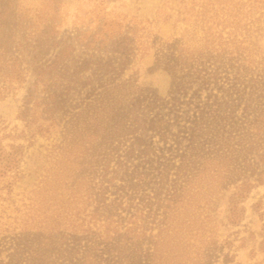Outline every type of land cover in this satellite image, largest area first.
I'll use <instances>...</instances> for the list:
<instances>
[{
    "label": "rangeland",
    "instance_id": "1",
    "mask_svg": "<svg viewBox=\"0 0 264 264\" xmlns=\"http://www.w3.org/2000/svg\"><path fill=\"white\" fill-rule=\"evenodd\" d=\"M190 1L8 0L0 4V146L7 150L10 144L22 145L18 168L0 174V264H23L20 248L32 246L33 238V246L39 244L41 264H77L82 255L73 251L75 244L84 250L94 240L99 242L94 253L100 260L87 257L84 264H108L110 257L103 246L107 226L110 234L116 233L114 225L104 221V205L114 196L105 192L103 203L100 197L109 181L120 183L123 171L117 166V156L94 165L106 151L108 117L104 116L100 126L93 125L96 131L92 133L65 135L67 117L49 132L34 131L33 125L17 115L35 78L31 62L52 58L63 42L72 46L69 54L75 59L119 60L115 44L120 34L129 31L127 27H133L134 52L115 82L125 81L130 93L150 91L165 96L170 77L164 69L153 67L155 58L171 39L184 37L198 45L203 37L202 23L194 17L182 20L179 13L187 7L199 9ZM206 7L207 14L216 17L212 31L244 46L251 20L264 18V0H221ZM261 31V37L253 38H258L252 56L257 62L264 56V29ZM40 35L55 41L44 54L34 49ZM88 41L90 45H86ZM128 101L121 98L120 106ZM123 147L119 145L115 155ZM249 167L206 166L192 185L191 197L179 201L171 216L162 222L158 221L160 213L141 220L137 217L145 234L133 238L138 245L133 246L132 255L137 259L131 264H146L148 251L151 264L260 262L264 258L259 249L264 180L258 183V174H249ZM244 179L253 187L239 203L244 212L233 224L228 219L230 198L234 185ZM13 255L21 256L14 260Z\"/></svg>",
    "mask_w": 264,
    "mask_h": 264
},
{
    "label": "trees",
    "instance_id": "2",
    "mask_svg": "<svg viewBox=\"0 0 264 264\" xmlns=\"http://www.w3.org/2000/svg\"><path fill=\"white\" fill-rule=\"evenodd\" d=\"M216 1L221 0L200 4L192 0L191 5L199 9L187 7L179 12L182 20L194 17L202 23L203 37L198 45L184 37L171 39L155 58L153 67L164 69L170 77L165 96L150 91L130 93L125 81L115 82L134 52L133 27H127L129 31L120 34L115 44L119 60L91 56L75 59L69 54L72 46L63 42L52 58L31 62L35 78L17 115L33 125L34 131L49 132L67 117L65 135L92 133L96 131L92 126H100L104 116L108 117L106 151L94 165L117 156V166L123 171L120 183L109 181L100 197L103 203L107 200L105 192L114 196L104 205V221L116 229L112 235L107 226L103 241L110 257L108 264L134 262L137 258L132 248L138 243L133 238L145 234L138 218L160 213L158 221L162 222L171 216L179 201L191 197L192 185L206 166H250L249 174H258L256 181L263 183L264 169L257 171L253 166H264V56L258 62L252 56L258 39L253 38L261 37L264 18L251 20L244 46L212 31L216 17L207 14L206 6ZM3 2L8 0H0ZM41 35L34 49L44 54L55 41ZM100 88L103 90L97 95ZM121 98L129 99L123 107ZM119 145L124 146L122 153L115 155ZM21 154L22 145L10 144L7 150L0 146V174L18 168ZM252 187L247 179L234 185L228 208L231 223L242 217L244 208L239 203ZM260 204L261 200L256 204L258 209ZM260 215L259 249L264 251V212ZM34 240L32 246L20 248L23 264H41L39 244L33 246ZM95 241L86 244L84 250L75 244L73 251L82 255L77 264H84L87 257L100 260L94 253L99 244ZM13 256L16 260L21 255ZM146 256V264H151L149 251ZM255 264H264V258Z\"/></svg>",
    "mask_w": 264,
    "mask_h": 264
}]
</instances>
